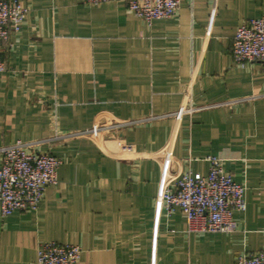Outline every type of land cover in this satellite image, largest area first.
<instances>
[{
  "label": "crops",
  "instance_id": "crops-1",
  "mask_svg": "<svg viewBox=\"0 0 264 264\" xmlns=\"http://www.w3.org/2000/svg\"><path fill=\"white\" fill-rule=\"evenodd\" d=\"M21 1L27 16L0 45V147L24 141L61 163L36 209L1 219L0 264H37L49 241L79 245L72 264H236L264 249V61L231 56L264 0H180L149 24L127 0ZM183 105L196 110L176 118ZM212 155L246 208L232 232L189 233L155 197Z\"/></svg>",
  "mask_w": 264,
  "mask_h": 264
},
{
  "label": "built area",
  "instance_id": "built-area-1",
  "mask_svg": "<svg viewBox=\"0 0 264 264\" xmlns=\"http://www.w3.org/2000/svg\"><path fill=\"white\" fill-rule=\"evenodd\" d=\"M98 4L111 0H82ZM180 0H127L128 9L148 24L176 14ZM28 13L21 0H0V45L9 32H17ZM231 56L239 66L264 61V16L246 19L232 38ZM5 64L0 51V73ZM196 107L183 105L174 113L176 118L189 114ZM101 127L84 131V135H99ZM0 221L14 211L37 208L48 185L57 181L61 160L48 153L31 150V143L16 141L0 147ZM206 174L183 172L172 186L164 185L155 201L167 212L179 208L186 217L189 233H228L236 229L234 211H244L245 185L237 183L223 168L224 158L208 156ZM79 245L49 241L36 248L37 264H72L80 258ZM236 264H264V249L240 253Z\"/></svg>",
  "mask_w": 264,
  "mask_h": 264
}]
</instances>
